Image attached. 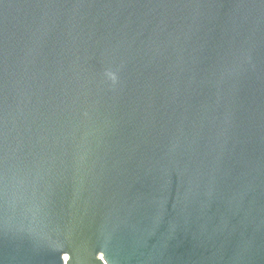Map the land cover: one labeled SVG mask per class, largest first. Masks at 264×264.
<instances>
[{
	"label": "water",
	"instance_id": "95a60500",
	"mask_svg": "<svg viewBox=\"0 0 264 264\" xmlns=\"http://www.w3.org/2000/svg\"><path fill=\"white\" fill-rule=\"evenodd\" d=\"M0 264H264V0H0Z\"/></svg>",
	"mask_w": 264,
	"mask_h": 264
}]
</instances>
